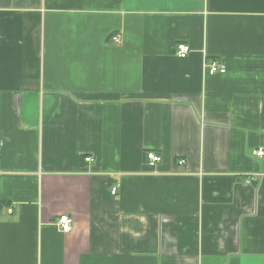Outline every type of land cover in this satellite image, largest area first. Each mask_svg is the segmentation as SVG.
I'll return each mask as SVG.
<instances>
[{
  "label": "crops",
  "instance_id": "obj_1",
  "mask_svg": "<svg viewBox=\"0 0 264 264\" xmlns=\"http://www.w3.org/2000/svg\"><path fill=\"white\" fill-rule=\"evenodd\" d=\"M260 148L264 0H0V264H264Z\"/></svg>",
  "mask_w": 264,
  "mask_h": 264
},
{
  "label": "built area",
  "instance_id": "obj_2",
  "mask_svg": "<svg viewBox=\"0 0 264 264\" xmlns=\"http://www.w3.org/2000/svg\"><path fill=\"white\" fill-rule=\"evenodd\" d=\"M115 41H119V36L114 37ZM191 52V47L186 43H179L176 47V55L179 58H186ZM206 71L210 74H215L217 72L224 73L226 71V67L222 65L221 63L214 62L212 64H209L205 67ZM256 155L259 157H262L264 155V149L260 148L257 151H255ZM147 157V163L150 167H156L161 161L162 156L159 153H156L154 151H150L146 155ZM93 159L91 157H86L85 161L90 162ZM186 163L185 159H179L178 165L183 166ZM112 193H116V189L112 190ZM12 211V209L10 210ZM74 223V217L71 214H62L58 218V225L64 232H68L71 230L72 225Z\"/></svg>",
  "mask_w": 264,
  "mask_h": 264
}]
</instances>
